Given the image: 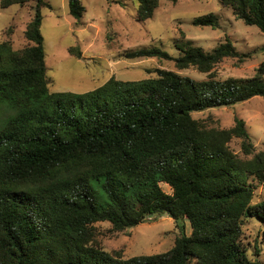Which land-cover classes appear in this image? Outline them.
Wrapping results in <instances>:
<instances>
[{"label":"trees","instance_id":"trees-1","mask_svg":"<svg viewBox=\"0 0 264 264\" xmlns=\"http://www.w3.org/2000/svg\"><path fill=\"white\" fill-rule=\"evenodd\" d=\"M30 1L28 44L13 49L0 41V105L13 110L0 115V264H262L241 234L243 217L264 222V199L252 202L253 181H264V150L254 153L242 118L219 128L192 113L264 97V61L251 77L218 79V62H243L250 53L229 39L211 51L186 41L177 57L157 47L126 56L171 59L207 78L157 69L138 80L112 76L84 93L50 92L40 28L41 8L51 5L0 0V7ZM220 2L264 32V0ZM137 3V19L145 21L159 0ZM68 9L76 19L85 11L81 0H68ZM193 23L219 27L212 12ZM232 138L241 140L245 158L230 148ZM164 213L180 231L164 252L123 257L94 241L95 222L123 231Z\"/></svg>","mask_w":264,"mask_h":264},{"label":"rangeland","instance_id":"rangeland-1","mask_svg":"<svg viewBox=\"0 0 264 264\" xmlns=\"http://www.w3.org/2000/svg\"><path fill=\"white\" fill-rule=\"evenodd\" d=\"M51 7L41 8L43 47L46 75L50 92L72 91L84 93L103 85L110 77L120 80H138L157 75V69H170L195 80L207 78V73L190 66L178 69L173 60L157 57L129 58L126 53L138 48L157 47L172 57L180 54L186 41L211 51L229 39L242 53H250L243 62L227 57L218 62L213 73L218 79L227 77L247 78L255 74L264 61V32L254 25H247L234 16L232 9L220 0H159L153 16L145 21L137 19V0H81L85 11L76 19L69 13L68 0H45ZM34 2L0 7V41H10L13 49L28 44L24 30L33 16ZM212 12L219 20V27L193 23L195 17ZM73 47L79 56L69 53ZM13 112L0 105L2 117ZM208 126L229 128L235 117L244 120L254 144V153L264 150V97L254 96L230 106H220L193 112ZM241 140L232 138L230 148L245 158ZM253 203L264 199V181H253ZM166 193L171 188L160 183ZM102 200L101 198L97 197ZM94 241L108 252L121 251L123 257L160 253L174 244L180 231L167 214L149 217L134 227L115 231L108 221H98ZM184 232L191 227L185 220ZM241 241L248 253L264 264V222L257 217H243ZM191 264H195L192 259Z\"/></svg>","mask_w":264,"mask_h":264}]
</instances>
